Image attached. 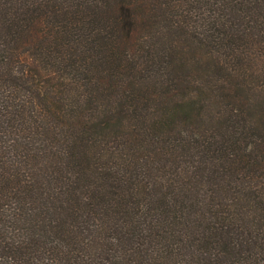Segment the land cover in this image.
Returning a JSON list of instances; mask_svg holds the SVG:
<instances>
[{
  "label": "trees",
  "instance_id": "1",
  "mask_svg": "<svg viewBox=\"0 0 264 264\" xmlns=\"http://www.w3.org/2000/svg\"><path fill=\"white\" fill-rule=\"evenodd\" d=\"M0 264H264V0H0Z\"/></svg>",
  "mask_w": 264,
  "mask_h": 264
}]
</instances>
